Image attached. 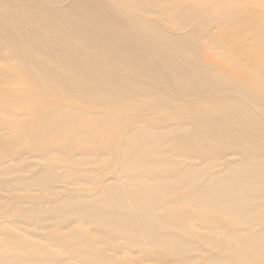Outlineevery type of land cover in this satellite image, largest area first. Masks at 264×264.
<instances>
[{"label": "rangeland", "instance_id": "obj_1", "mask_svg": "<svg viewBox=\"0 0 264 264\" xmlns=\"http://www.w3.org/2000/svg\"><path fill=\"white\" fill-rule=\"evenodd\" d=\"M72 1L0 0V70H5V74L10 77L0 78V95L21 99L0 105V118L5 119L8 112L7 120L13 117L14 121L27 123L35 119L30 110L34 114H43L56 109L57 113L73 111L78 115H115L119 118V124L110 137L96 128L82 127L80 130L73 125L81 131L73 139L46 141L31 139L30 133L22 136L0 122V258L7 249L4 246H9L14 249L13 256L17 260L37 261L35 258H39L46 261L43 264H208L209 261L221 259L236 264L235 258L213 249L194 235L204 223L196 218L193 206L183 203L194 199L197 191L207 184L210 177L222 170L224 162H239V156H226L224 162L207 169L206 163L202 165L203 157H195L189 152L188 155L178 157L179 151L172 148V138L176 137L177 132L172 130L179 123L187 125L191 116L203 109L211 110L222 103L236 105L253 114H257L259 109L231 93L230 96L203 94L194 98L167 94L148 98L133 97L130 102L121 100L92 104L90 100L95 99L81 96L75 87L69 88L70 84L83 80L80 81L73 73L66 71L48 53L67 47L83 49L64 30L65 24L71 22L67 8ZM136 1L152 13L126 11L113 0H100L108 16L116 19L119 25L130 32L142 35L148 24L166 27L170 37L186 39L183 47L186 57L202 45L201 54H207L226 73L243 75L241 68L232 65L234 59H230L231 56L224 48L205 47L207 40L204 36L208 32L223 33V22L227 17L245 9L253 11L249 16L251 20L262 19L264 24V0H185V6L193 9L196 14L193 13L189 25L183 28L181 18L173 15L176 9L171 0ZM156 4L169 8V13L165 16L157 14ZM202 23L207 25L206 32L192 33L191 28ZM152 38L158 40V35ZM258 55V68L264 71V51ZM21 67L33 76L37 87H33L24 77L26 73L21 71ZM149 77L143 82L150 84ZM47 102L53 108L46 106ZM160 105L164 108H157ZM160 125L167 126L160 143L146 155V160L142 158L147 164L158 163L155 166L148 165L143 170L135 165L126 174L122 173L121 137L132 130L153 129ZM189 169L206 172L201 173L202 177L195 178L194 172ZM142 174L144 177L149 175L144 183L133 179L134 175ZM142 185L153 191L137 195L144 191L140 187ZM125 192L129 199L123 200ZM139 200L146 201L153 219L168 211L174 219L172 221L181 226L147 229L149 233L172 235L183 242L185 248L177 256L156 257L151 254L156 249L155 245L135 242L137 238L128 233H113L110 239L99 234L101 232L98 230L102 229L105 221L116 225V229L134 227V224H130L132 219L125 214H133L129 207ZM59 210L69 213L68 217L60 212L58 214ZM100 215L107 217L93 221L86 228L88 217ZM54 227L61 232L82 227L92 236V241L86 243L75 240L71 246L53 243L48 240L47 234ZM229 230L221 232L226 234ZM258 230L259 227L252 233ZM258 244L264 247V241Z\"/></svg>", "mask_w": 264, "mask_h": 264}, {"label": "bare ground", "instance_id": "obj_2", "mask_svg": "<svg viewBox=\"0 0 264 264\" xmlns=\"http://www.w3.org/2000/svg\"><path fill=\"white\" fill-rule=\"evenodd\" d=\"M113 1L126 11L152 13L136 0ZM171 1L176 9L173 15L181 18V28L189 25L195 11L185 6V0ZM155 6L157 14L165 16L169 13V8L157 4ZM152 9L154 10L153 7ZM67 11L71 16V22L65 24V33L80 43L83 49L67 47L48 53L66 71L73 73L80 81L83 80L70 84L69 88L75 87L74 89L81 96L95 99L90 100L92 104H107L121 100L129 101L133 97L148 98L167 94L194 98L203 94L230 96L231 93L259 109L257 114H253L246 109L226 103L219 104L211 110L203 109L200 113L191 116L187 125L179 123L173 126L172 131L177 132V135L172 138V148L179 151L181 155L178 154V157L182 154L188 155L189 152L195 157L205 158L201 162L202 165L206 163L207 169L224 162L226 156H239V162H224L222 170L210 177L207 184L197 191L198 194L194 199L187 200V203L183 204L193 206L197 213L196 218L204 223L200 226V231L194 234L200 241L224 255L235 258L236 264H264V247L258 244L264 241V71L258 68L260 57L258 54L264 51L262 19L251 20L249 16L253 11L245 9L227 17L223 22L225 28L223 33L208 32L204 36L207 40L205 47L224 48L231 56L230 59H234L232 65L243 71V75L238 76L226 73L224 68L212 62L207 54H201L202 45L186 57L183 53L186 39L170 37L166 27L159 28L154 24H148L142 35L130 32L119 25L116 19L108 16L100 0H74L68 5ZM206 26L205 23L197 25L191 28L192 33L197 31L205 33ZM156 35L158 40L154 41L152 37ZM256 48H260L259 51L255 52ZM21 71L26 73L24 77L29 83L37 87L33 76L24 67H21ZM148 76H151L150 84L143 82ZM1 77L10 78L5 74V70H0ZM20 100L17 97L10 98L6 94L0 95V105ZM46 104L53 108L51 103ZM157 108L164 107L160 105ZM165 108L167 109L166 106ZM6 114L5 119L0 118V122L22 136L30 133L29 138L34 140L56 141L61 138L71 140L77 132H81L73 125L81 128L80 130L82 127L96 128L110 137L115 126L119 124V118L115 115H78L73 111L57 113L56 109L43 114H34L30 110V114L35 119L27 123L14 121L13 117L8 121L6 118L9 113ZM166 127L160 125L153 129L148 127L132 130L121 137L122 173L126 174L135 165L143 170L148 165L155 166L158 163L147 164L142 158L145 159L146 155L152 152V148L160 143ZM189 171L194 172L195 178L202 177L201 173L206 172L204 170L195 172L191 169ZM148 176L134 175L133 179L142 184ZM140 187L144 188V191L138 192L137 195H146L153 191L152 188L144 185ZM122 198L129 199L127 192ZM145 202V200L135 202L129 207L133 214H125L132 219L130 224H134V227L116 229V225L105 221L102 223V229L98 230L101 232L99 234L110 239L113 233L121 232L119 234L122 235L128 233L133 238H137L135 242L155 245L156 249L152 250L151 254L156 257L177 256L185 248L183 242L172 235L149 233L147 229L168 225L180 228L181 226L172 221L174 219L170 217L168 211L162 212L158 218L153 219ZM59 212L68 217L69 213L62 210L57 213L60 214ZM73 216H75L74 212ZM103 217L106 218L107 215L88 217L86 228H89L88 224L100 221ZM257 227L259 230L252 233ZM226 229L230 230L223 234L221 230ZM216 235L221 237L217 238ZM47 238L53 243L65 246H71L75 240L86 243L92 241V236L82 227L68 232H61L54 227L48 232ZM21 242L25 245L24 241ZM4 248L7 249L0 258L1 263L46 262L39 258H35L37 261L30 259L22 262L13 256L15 254L13 248L9 246ZM218 262L231 264L224 259L209 261L208 264Z\"/></svg>", "mask_w": 264, "mask_h": 264}]
</instances>
